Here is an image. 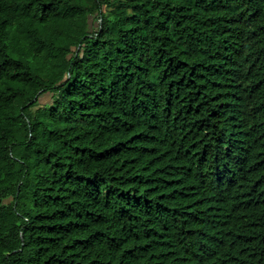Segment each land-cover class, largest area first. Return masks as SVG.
<instances>
[{"label":"trees","instance_id":"1","mask_svg":"<svg viewBox=\"0 0 264 264\" xmlns=\"http://www.w3.org/2000/svg\"><path fill=\"white\" fill-rule=\"evenodd\" d=\"M0 264H264V0H0Z\"/></svg>","mask_w":264,"mask_h":264},{"label":"rangeland","instance_id":"2","mask_svg":"<svg viewBox=\"0 0 264 264\" xmlns=\"http://www.w3.org/2000/svg\"><path fill=\"white\" fill-rule=\"evenodd\" d=\"M48 99L49 98L47 95H42V97H41L42 102H46Z\"/></svg>","mask_w":264,"mask_h":264}]
</instances>
